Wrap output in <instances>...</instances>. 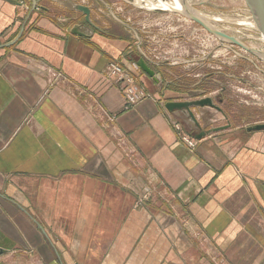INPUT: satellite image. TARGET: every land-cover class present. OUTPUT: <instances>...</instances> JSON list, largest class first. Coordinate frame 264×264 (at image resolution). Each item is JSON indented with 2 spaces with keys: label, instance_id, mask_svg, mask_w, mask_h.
Masks as SVG:
<instances>
[{
  "label": "crops",
  "instance_id": "0c3cea01",
  "mask_svg": "<svg viewBox=\"0 0 264 264\" xmlns=\"http://www.w3.org/2000/svg\"><path fill=\"white\" fill-rule=\"evenodd\" d=\"M36 1L0 0V264H264V131L211 132L227 121L209 108L197 131L167 112L203 93L202 60H181L172 20L143 46L109 0L95 12L104 32L87 37ZM136 58L163 86L137 74L149 97L125 110L105 67ZM173 122L205 132L194 150Z\"/></svg>",
  "mask_w": 264,
  "mask_h": 264
},
{
  "label": "rangeland",
  "instance_id": "374dc122",
  "mask_svg": "<svg viewBox=\"0 0 264 264\" xmlns=\"http://www.w3.org/2000/svg\"><path fill=\"white\" fill-rule=\"evenodd\" d=\"M83 1L88 5L94 6L93 8L96 9V12L97 10H101L104 14H107V11L102 6L98 7L96 5L95 0ZM127 1L109 0L110 4L108 7L113 13L117 14L116 16L120 21H129L130 25L137 30L138 36L142 38L143 46H146L145 42L148 41L146 37L150 36L149 34L152 32L158 31L155 26L156 22L166 23L162 28V33L167 31L165 28L167 27L169 18L170 21L172 20L173 27L177 26L180 31L184 30L181 34L179 30L177 31L180 39L177 46H181V48L186 46L187 48V54L186 56L185 54L181 55V60L187 62L194 58L202 60L201 62L199 61L201 76L195 79L196 83L200 80L201 83H198L196 87L198 90L195 91H202L203 93L175 95L178 97L175 99H188L191 96L201 98L206 96L212 98L216 104L218 103V99L222 98L225 112L237 122V125L248 127L264 124L263 61L237 45L217 39L200 26L177 13L163 11L162 9L149 12L157 8L144 9L145 5L141 1ZM189 2L199 4V6L194 8L205 17L218 18V21L215 20L216 22L211 23L214 28L216 27L215 29L236 39L249 49L264 53V43L260 35L255 29L248 27L250 26L251 14L245 0H189ZM115 8L116 11L114 10ZM181 26L184 27L180 28ZM193 37L195 38V45ZM193 45L195 46L194 51L188 49ZM165 47H167V44ZM207 72L211 73L213 81L204 84L206 82L202 79H204ZM183 73L182 70V73L180 72L177 75L181 81L182 79L190 80V82L194 81L191 77H184ZM215 73L220 74L217 75ZM159 76L161 79L159 87H162L163 76L161 74ZM195 111L193 113L196 118ZM221 116L215 114L216 119ZM220 119L217 120L218 123H223V120Z\"/></svg>",
  "mask_w": 264,
  "mask_h": 264
},
{
  "label": "water",
  "instance_id": "95a60500",
  "mask_svg": "<svg viewBox=\"0 0 264 264\" xmlns=\"http://www.w3.org/2000/svg\"><path fill=\"white\" fill-rule=\"evenodd\" d=\"M4 1L12 2V0H4ZM122 1L126 2L127 0H122ZM130 1L133 2V1H141V0H130ZM141 2L143 3V1ZM245 2L251 14V20L254 26L253 29H255L258 32V34L260 35L262 39V42L264 43V0H245ZM178 4H179V10L174 9V10H169V11L166 10V11L181 15L185 19L200 26L203 30H205L210 35L216 37L217 39L224 41V42L231 43L233 45H237L241 47L242 49H244L245 51H247L248 53L254 55L255 57H257L258 59L264 62L263 52L249 49L243 44H241L239 41H237L236 39L229 37L225 35L224 33H222L221 31L215 29L211 25V23L216 22L214 19L205 17L204 15H202L201 13L195 10L194 7L199 6V4L190 3L189 0H179ZM31 5H32V11H34V9H36V6H37V1L31 0ZM143 8L145 9V7ZM76 10L83 13V15H85L86 19L88 20L89 15H90L89 8L82 6V5H78ZM159 10L160 9L157 8L154 11H149V12H155ZM71 33L81 37V35L78 34L76 31H71ZM18 39L19 37L16 38L14 41L1 46V48L12 47L13 45H15ZM137 65L140 68L141 72L144 73L148 78H150L154 84L158 85L160 83V80H161L160 76L157 75L153 70H151L147 66L143 58L137 61ZM203 108L213 109L216 112L221 113L220 108L216 106V104L213 102V99L209 97H203L197 100H188V101H177V102L170 101L165 104V109L167 110V112L169 113L180 112L183 118H185L186 123L187 124L190 123V125H192L196 129H200V126L193 112L195 110H199ZM226 129H229V127L224 126V127L214 128L211 130V132H219V131H223ZM249 131H252V132L264 131V124L256 125L252 127L251 129H249ZM203 136H205V132L204 133L202 132L199 135H196L195 139L201 140Z\"/></svg>",
  "mask_w": 264,
  "mask_h": 264
},
{
  "label": "flooded vegetation",
  "instance_id": "af4514ba",
  "mask_svg": "<svg viewBox=\"0 0 264 264\" xmlns=\"http://www.w3.org/2000/svg\"><path fill=\"white\" fill-rule=\"evenodd\" d=\"M95 1H96L95 2L96 5L100 7L102 3L103 2L106 3L107 0H95ZM42 3L43 4L40 5L38 8L44 14H48V15L55 14L57 16H61L62 14L63 15L67 14L68 15L67 24L69 26V29L71 31H76L78 34L81 35V37H87L88 32H98V33L104 32L98 27V24L95 22V18L97 16V13H95L96 9L93 8L94 6L86 4V2L83 0H46V1H43ZM78 5H82V6L89 8L90 15H89L88 20L86 19L85 15H83V13L76 10ZM97 11L100 17H104V13L101 10H97ZM223 102H224L223 99L220 98L218 99V103H216V106H218L221 110V113L219 112L218 113L222 115L224 119H226L227 124L225 126H228L229 129L235 128V126L237 125V122H235L234 119L230 118L229 115L225 112ZM200 121H198V123L201 129V126H202L201 124H203L204 120L201 121V123ZM252 127L254 126H248L246 127V130L248 132H251L249 131V129H251ZM200 129H197V131H199Z\"/></svg>",
  "mask_w": 264,
  "mask_h": 264
},
{
  "label": "built area",
  "instance_id": "2783aa9c",
  "mask_svg": "<svg viewBox=\"0 0 264 264\" xmlns=\"http://www.w3.org/2000/svg\"><path fill=\"white\" fill-rule=\"evenodd\" d=\"M140 73L141 70L136 61L129 64V70H126L120 63L117 62H110L105 67L106 78L115 84H120L122 86L125 110L135 107L139 102L149 97L137 84L136 75ZM105 116L108 122L114 121L113 116H110L107 113H105ZM172 127L176 132L179 141L189 150H194L197 140L184 132L183 127L179 122H173Z\"/></svg>",
  "mask_w": 264,
  "mask_h": 264
},
{
  "label": "bare ground",
  "instance_id": "6f19581e",
  "mask_svg": "<svg viewBox=\"0 0 264 264\" xmlns=\"http://www.w3.org/2000/svg\"><path fill=\"white\" fill-rule=\"evenodd\" d=\"M141 1H143V4L145 5L144 7L147 8V9H149V10L150 9H153V8H159V9H163V10H174V9H178L179 10V4H178L179 3V0H141ZM214 20L218 21V18L217 19L214 18ZM221 20H223V19H221ZM230 20H228V21H230ZM248 27L249 28H253L254 27L253 26V23H252V20L250 21V26H248Z\"/></svg>",
  "mask_w": 264,
  "mask_h": 264
},
{
  "label": "trees",
  "instance_id": "16d2710c",
  "mask_svg": "<svg viewBox=\"0 0 264 264\" xmlns=\"http://www.w3.org/2000/svg\"><path fill=\"white\" fill-rule=\"evenodd\" d=\"M138 61V59L136 58V62Z\"/></svg>",
  "mask_w": 264,
  "mask_h": 264
}]
</instances>
